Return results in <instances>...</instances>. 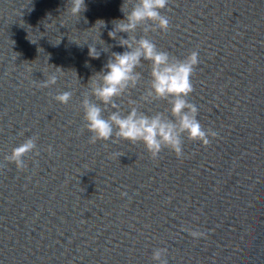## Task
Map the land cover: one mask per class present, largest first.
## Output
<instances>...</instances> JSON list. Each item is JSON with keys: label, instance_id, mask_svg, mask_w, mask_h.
Here are the masks:
<instances>
[{"label": "water", "instance_id": "obj_1", "mask_svg": "<svg viewBox=\"0 0 264 264\" xmlns=\"http://www.w3.org/2000/svg\"><path fill=\"white\" fill-rule=\"evenodd\" d=\"M123 3L85 0L78 17L69 0H0V264H156L154 248L168 249V264H264V0H169V31L148 33L175 57L199 52L188 99L218 136L206 147L185 138L183 159L88 142L80 101L111 53L126 50L108 36ZM55 67L57 83L38 87ZM137 71L120 109L135 100L165 111L166 101L140 100L149 63ZM63 91L67 105L53 99ZM32 136L39 155L18 171L4 157Z\"/></svg>", "mask_w": 264, "mask_h": 264}, {"label": "clouds", "instance_id": "obj_2", "mask_svg": "<svg viewBox=\"0 0 264 264\" xmlns=\"http://www.w3.org/2000/svg\"><path fill=\"white\" fill-rule=\"evenodd\" d=\"M69 4L67 10L73 16L80 17L87 10L85 0H69ZM129 4L130 10L125 11ZM168 4L169 0H124L121 7L124 18L112 22L113 28L108 36L126 50L111 53L103 69L90 77L89 90L82 94L80 101L84 129L91 134L88 139L90 144L97 141L115 144L124 140L132 144L142 143L152 159L159 158L165 149L173 152L178 159H183L185 138L206 147L218 136L217 131L201 125L197 118L199 108L188 99L194 91L192 76L200 63L199 52L192 50L181 59L160 50L148 36L149 32L169 31L170 19L163 14ZM97 24L101 28L106 27L102 20H98ZM138 30L143 35L137 36ZM120 33L127 34V38ZM101 41L102 50L107 52L110 46ZM100 54L96 45H89V57L98 59ZM144 61L149 63L150 79L140 100L148 103L166 101L169 107L163 112L147 114L137 101L129 100L130 107L125 113L116 100L141 83L143 76L137 69L143 67ZM55 68L57 71L48 74L38 87L50 88L57 83V73L62 75L63 70ZM72 95L71 91H63L55 94L53 99L67 105ZM105 112H108L107 116ZM38 139V136H32L12 148L11 153L4 157L5 162L14 164L18 171H25L28 167L25 157L33 152L39 155ZM45 150L50 154L52 152L51 146ZM112 155L123 156L119 153ZM125 195L126 192L121 193V196ZM182 231L197 239L206 235L192 228L185 227ZM167 256V248H154L151 260L156 264H168Z\"/></svg>", "mask_w": 264, "mask_h": 264}]
</instances>
